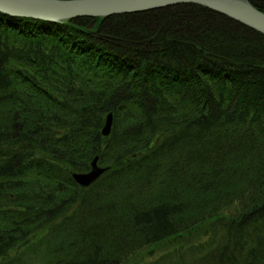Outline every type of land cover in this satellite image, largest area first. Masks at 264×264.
<instances>
[{"label":"trees","instance_id":"obj_1","mask_svg":"<svg viewBox=\"0 0 264 264\" xmlns=\"http://www.w3.org/2000/svg\"><path fill=\"white\" fill-rule=\"evenodd\" d=\"M206 220L170 264H264L263 35L197 4L0 11V264H127Z\"/></svg>","mask_w":264,"mask_h":264},{"label":"water","instance_id":"obj_2","mask_svg":"<svg viewBox=\"0 0 264 264\" xmlns=\"http://www.w3.org/2000/svg\"><path fill=\"white\" fill-rule=\"evenodd\" d=\"M179 3H197L211 8L210 2H195L193 0H0V11L10 15L33 16L49 21L64 22L78 16H107L117 13L139 12L162 8ZM208 3V4H207ZM222 6L217 11H224L239 16L242 20L254 18L252 23H247L260 31L264 28V12L253 7L248 0H222ZM248 11V14L246 13ZM241 12V13H240ZM230 16V15H229ZM254 16L262 19V24L256 22ZM260 26V27H259ZM112 126V113L107 116L103 134L110 135ZM98 156L92 161L91 170L88 172L73 173L76 182L82 186H90L106 170L107 167L98 164Z\"/></svg>","mask_w":264,"mask_h":264},{"label":"rangeland","instance_id":"obj_3","mask_svg":"<svg viewBox=\"0 0 264 264\" xmlns=\"http://www.w3.org/2000/svg\"><path fill=\"white\" fill-rule=\"evenodd\" d=\"M209 8V7H207ZM211 9V8H210ZM99 163V161H98ZM107 167V166H103ZM109 167V166H108ZM107 167V169H108ZM107 171V170H106ZM105 171V172H106ZM104 174V173H103ZM210 223V220L201 221V224L196 226L195 228L186 231L182 236H173L170 238H166L164 240H161L153 245H146L143 248H141L135 256L131 257L130 262L127 264H144L146 261L153 260L155 262H158L157 264H170V257L167 258L169 255V250H174L177 248H182L183 251L189 250L191 245H197L196 243L205 241V240H199V235L201 233H208L210 229H208V225ZM196 236H198L196 239ZM207 235L204 236V239L207 240ZM195 250V249H194ZM167 255V256H166ZM180 255V254H179ZM194 255L188 254V257L191 258ZM195 264V263H193Z\"/></svg>","mask_w":264,"mask_h":264},{"label":"bare ground","instance_id":"obj_4","mask_svg":"<svg viewBox=\"0 0 264 264\" xmlns=\"http://www.w3.org/2000/svg\"><path fill=\"white\" fill-rule=\"evenodd\" d=\"M182 1H186V0H182ZM193 1L200 2L201 0H193ZM202 1L203 2H207V1L210 2L211 4H209V5H211V9L213 11H216L218 13H221L223 16L229 17L230 20H232V21H234L236 23H239L240 26L242 25L244 27H247V28L253 30L254 32H256L258 34H262L263 37H264V32L263 31H260V30H258L256 28H253V27H251L250 25L247 24V23H252L251 21H254V18L253 17H250V18H247V19L245 18V19L242 20L239 16H237V15H240V14L233 15V14L227 12V15H226V12H224V11H221V12L220 11H217V10H219L221 8V6L223 4L222 3V0H202ZM248 1L252 4L253 7L257 8L258 10H261L255 4H253L250 0H248ZM179 4H197V3H179ZM179 4H175V5H179ZM175 5H170V6H175ZM197 5H200V4H197ZM170 6H166V7H170ZM201 6H204V5H201ZM204 7H207V6L205 5ZM162 8H164V7H162ZM157 9H159V8H157ZM151 10H153V9H151ZM145 11H148V10H145ZM248 11L249 10H246V13H243V14H248ZM261 11L264 12L263 10H261ZM117 14H121V13H117ZM111 15H115V14H111ZM18 16L19 17H28V18H33V19L45 20V19H41V18H37V17H33V16H26V15H18ZM94 16L95 17H106V16H100V15H94ZM94 16H92V17H94ZM107 16H110V15H107ZM78 17H83V16H78ZM254 17H255L257 23L262 24V19L260 17H257V16H254ZM70 19H73V18H70ZM70 19H68V20H70ZM260 29L261 30H264V28H262V27H260ZM113 121H114V117H113V114H112V126H111V128H113ZM111 132H112V130H111Z\"/></svg>","mask_w":264,"mask_h":264}]
</instances>
